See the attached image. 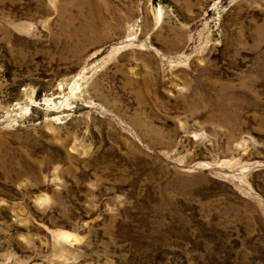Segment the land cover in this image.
I'll return each mask as SVG.
<instances>
[{"label": "rangeland", "instance_id": "obj_1", "mask_svg": "<svg viewBox=\"0 0 264 264\" xmlns=\"http://www.w3.org/2000/svg\"><path fill=\"white\" fill-rule=\"evenodd\" d=\"M0 264H264V0H0Z\"/></svg>", "mask_w": 264, "mask_h": 264}]
</instances>
